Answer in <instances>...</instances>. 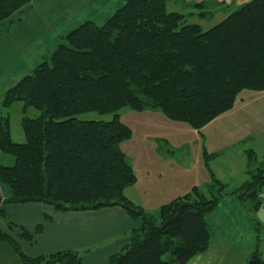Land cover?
<instances>
[{"label":"trees","instance_id":"trees-1","mask_svg":"<svg viewBox=\"0 0 264 264\" xmlns=\"http://www.w3.org/2000/svg\"><path fill=\"white\" fill-rule=\"evenodd\" d=\"M167 0H121L101 24L83 22L58 38L55 51L29 76L4 93L0 107L14 102L39 112L21 120L25 142L12 141L6 114L0 121V152L14 160L0 166V184L9 195L3 205L42 204L55 212H91L120 208L139 226L125 248L108 264H188L205 253L211 229L205 216L220 202L235 198L257 210L264 188V160L245 151L247 179L233 192L210 178L209 197L193 187L154 212L131 203L124 191L136 183L120 149L132 137L117 112L123 108L152 111L167 120L201 130L231 110L243 91H264V0H251L204 31L187 16L168 12ZM192 4L199 20L216 10ZM31 0H0V26L7 29L15 14L25 17ZM111 114V121H79L78 115ZM0 219L6 220L0 211ZM0 243L21 264H83L75 251L27 256L10 234L28 245L33 234L6 221ZM40 232L37 226L35 233ZM256 249V247H255ZM245 264H264L257 249Z\"/></svg>","mask_w":264,"mask_h":264},{"label":"crops","instance_id":"crops-1","mask_svg":"<svg viewBox=\"0 0 264 264\" xmlns=\"http://www.w3.org/2000/svg\"><path fill=\"white\" fill-rule=\"evenodd\" d=\"M182 1L185 5L205 3L209 0ZM250 1L213 0V4L237 9ZM121 5V0H31V9L27 16L10 21L7 29L0 26V93L2 91L5 93L21 78L29 76L33 68L55 51L59 37L83 22L97 24L106 22L111 16L112 9L117 10ZM4 114L5 110L0 107V121ZM137 115L138 121L143 126V135H140L143 137L140 150L141 162L136 161L137 166L133 170L136 183L127 188L124 195L141 209L154 212L171 200L187 194L193 188L191 168L186 166L184 159L179 161L172 159L174 155H169L170 149L164 147L167 144L170 147L174 144L173 134L168 132L173 126L162 114L143 111ZM159 127L164 130H158ZM148 142H152V145L147 144ZM156 149L161 150L160 153H157ZM246 150L240 148L239 151L242 159L239 171L241 170V174L245 176ZM214 155L208 165L211 164L209 168L216 176L213 162L219 154ZM13 164V158L0 152V166L12 167ZM179 167L184 169H178ZM8 195L7 188L0 184V201L5 200ZM225 199L230 201H223L222 208L226 207L224 203H229L233 208L231 210L235 211L234 198ZM0 211L6 218V220L0 219L2 232H8L6 221L9 220L18 228L33 234L32 245L19 240L16 230L10 234L27 256L36 258L70 250L79 253L83 264H108L110 257L125 248L132 230L139 226L138 221L132 220L120 208L58 213L42 204L0 203ZM214 212L204 218L212 232L209 248L188 264H245L253 251L254 241L240 245L235 238L233 226L223 227L224 231L219 235L221 231L219 233L214 231V221L212 225L208 223V217ZM213 217L215 216H212V220ZM228 220L226 217V221ZM37 226L40 227L39 233H35ZM226 232L230 235L227 236ZM0 264H21V261L7 245L0 243Z\"/></svg>","mask_w":264,"mask_h":264},{"label":"rangeland","instance_id":"rangeland-1","mask_svg":"<svg viewBox=\"0 0 264 264\" xmlns=\"http://www.w3.org/2000/svg\"><path fill=\"white\" fill-rule=\"evenodd\" d=\"M204 4L207 5L205 6L208 10H216V14L212 19L199 20L194 15H188L197 14L204 10L197 11L192 9V4L184 5L182 0H167L166 9L168 12L186 15L188 23L197 24L204 31L217 25L229 14V11L235 10L234 8L214 6L213 0L206 1ZM113 11H115V8L112 9ZM18 18L19 15L15 14L10 21H16ZM3 93V91L0 93V100H2ZM5 114L8 117L12 141L17 144L24 143L25 136L21 120L24 117L34 119L39 116V112L33 107L24 108L21 102H14L5 110ZM137 114V112L129 108H123L117 112L120 122L132 131L130 140L120 145V149L132 169L136 168V161L141 162L140 150L143 144V137L140 136L143 135V126L138 121L139 117H137ZM112 118L111 114H98L95 112L83 113L76 117L79 121L94 122H108ZM167 122L173 126L168 129V132L173 134L174 144H171L172 148L168 144L164 147L170 149L169 155H174L172 159L176 161L185 160L186 166L191 168L192 187L198 188L199 192H202L207 197L210 196L206 190V186L210 184V178L205 168L207 161L204 160V153L208 155L219 154V157L213 162V168L216 173L215 178L226 186L227 193L239 188L247 179L244 174H241V170L239 171V167L242 165V159H240L239 155L240 148L253 150L258 163L264 160V91H243L231 110L223 113L198 131L191 129L185 124L169 120ZM158 130L162 131L164 128L159 127ZM147 144L152 145V142ZM156 151L158 153L161 150L158 151L156 149ZM178 169H184V167H179ZM260 197L261 204L257 210H253L247 203H240L235 198L233 199L235 200V211L231 210L233 208L229 203H224V206L230 209L222 208L221 204L223 201H230L229 199H223L214 210L216 212L213 211L214 213L208 217V223L212 225L214 221L215 225L213 227L216 228H214V231L218 233L221 231L219 235L224 231L223 227H235V238L240 245H247L249 242L254 241L253 252L257 249L261 259L264 261V188ZM212 216H215L213 220ZM226 217L229 219L228 221H226ZM225 234L227 236L230 235L227 232ZM231 235H233L232 232Z\"/></svg>","mask_w":264,"mask_h":264}]
</instances>
